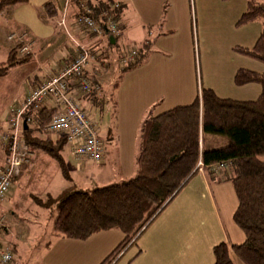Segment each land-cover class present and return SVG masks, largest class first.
Segmentation results:
<instances>
[{
	"label": "crops",
	"instance_id": "crops-1",
	"mask_svg": "<svg viewBox=\"0 0 264 264\" xmlns=\"http://www.w3.org/2000/svg\"><path fill=\"white\" fill-rule=\"evenodd\" d=\"M116 1L121 4L117 36L95 39L85 34L81 37L73 29V20L80 12V6L86 9L89 4L96 6L103 3L108 8ZM254 1L264 4V0ZM46 4L54 8V15L45 11ZM246 4L247 0H27L0 12V21L9 27L6 42L0 39V52L4 57L0 62L6 59L9 50L16 44L21 45L19 54H23L20 49L26 45L31 55L27 62L11 67L0 78L4 80L14 75V71L18 73L17 80L11 83L12 98L0 109V137L8 131L9 109L18 107L28 93L73 56L72 42L58 25L64 15L68 30L91 50L93 58L86 72L100 84V90V75L92 68V61L104 62L108 49L106 43H110L109 46L123 43L137 49L148 44L144 59L128 70V88L117 99H111L118 115L116 141L107 136L103 159L98 162L99 175L96 176L113 180L106 171L107 167L115 166L112 159L124 167L119 171L117 166L121 177L132 174L135 172L137 134L149 111L160 113L188 104L194 98L197 77L191 62L195 66L196 51L212 54L221 49L225 56H229L224 64H214L209 68L208 71L214 74L220 73L217 79L208 74L210 79L204 75L201 80L219 97L252 100L259 95V84L236 86L233 82V76L240 68L264 71V65L234 50L235 46L251 48L264 28V19L237 24ZM13 33H25L23 41L8 39ZM114 87L117 89L118 85ZM77 98L88 105L97 97L77 94ZM89 107L93 110V106ZM36 110H29L28 116L33 118ZM41 121L44 119L41 118ZM34 124L32 132L36 137H42L35 121ZM55 137L58 135L50 137L54 144ZM206 141V146L212 148L227 143L226 138L214 135H209ZM127 151L129 153H125ZM34 152L35 157L28 165H23L11 192L0 202V215L4 216L0 225V247L11 250L12 258L8 264H99L113 249H109L106 242L113 229L95 233L85 240L63 239L53 235L51 230V241L42 242L39 214L35 208L21 206L24 195L30 201L34 196L56 195L70 185L53 194L51 188L57 176L53 172L51 174V166L55 164L47 154H41L36 149ZM4 159L5 150L0 139V168ZM86 162L85 165L88 164ZM230 173L229 166L225 165L219 174L209 176L205 171L194 174L137 238L136 249L128 263L213 264L214 245L222 241L228 245L241 243L244 235L232 219L237 199L229 179ZM27 184L32 185L33 191L23 194L21 190Z\"/></svg>",
	"mask_w": 264,
	"mask_h": 264
},
{
	"label": "trees",
	"instance_id": "trees-1",
	"mask_svg": "<svg viewBox=\"0 0 264 264\" xmlns=\"http://www.w3.org/2000/svg\"><path fill=\"white\" fill-rule=\"evenodd\" d=\"M26 1L0 0V12ZM87 7L80 6L78 15L89 11L90 16L98 19V14L106 9L103 3ZM45 10L54 15L50 4L45 5ZM256 19H264V4L247 0L237 24ZM20 46L11 47L6 59L0 62V76L30 59L29 53L19 54ZM148 48V44L140 46L134 61L121 70L138 65ZM234 50L264 64V28L251 48L235 46ZM233 82L236 86L257 83L260 93L252 100H235L219 97L212 89L202 86L188 104L160 113L149 111L139 127L132 178L90 190L75 189L70 184L56 195L32 197L36 205L49 210L52 234L63 239L85 240L95 233L119 229L123 238L99 262L115 264L121 253L198 172L200 159L203 171L209 176L213 175L210 166H229V179L237 199L232 219L244 235L241 243L228 245L222 241L214 245L213 264H264V71L240 68ZM51 114L52 111L45 109L33 113L31 119L37 123L38 131L41 132ZM30 131L26 124L22 134L28 145L55 160L62 176L70 181L61 154L64 140L48 147L44 139L30 136ZM205 135L224 137L227 143L216 148L204 146Z\"/></svg>",
	"mask_w": 264,
	"mask_h": 264
},
{
	"label": "built area",
	"instance_id": "built-area-1",
	"mask_svg": "<svg viewBox=\"0 0 264 264\" xmlns=\"http://www.w3.org/2000/svg\"><path fill=\"white\" fill-rule=\"evenodd\" d=\"M121 4L112 2L98 19L86 13L76 15L73 20V29L79 36L90 35L95 39L114 37L119 34L118 12ZM104 17V19H103ZM58 25L62 27L72 42L73 56L61 66L54 74L47 76L42 83L24 98L18 107L9 109L7 113L8 131L1 135V143L5 150V159L0 168V202L11 192L16 177L19 175L32 151L21 137L23 122L28 124L31 117L26 113L32 109H45L52 111L45 128L49 132L59 133L64 137V147L68 148L74 160H89L94 163L101 162L104 156L102 139L99 137L100 129L92 119V109L85 108L77 98V94L91 96L100 91V84L92 80L86 70L93 58L88 45L72 35L68 30L63 15ZM25 33L10 34L8 39L16 38L19 42L24 39ZM20 51L28 53V47L22 46ZM137 48L131 47L118 58L121 67L134 61ZM198 172H203V164L197 162ZM225 164L210 166L213 174H219ZM4 216L0 215V225ZM12 253L9 248L0 247V264H8Z\"/></svg>",
	"mask_w": 264,
	"mask_h": 264
},
{
	"label": "rangeland",
	"instance_id": "rangeland-1",
	"mask_svg": "<svg viewBox=\"0 0 264 264\" xmlns=\"http://www.w3.org/2000/svg\"><path fill=\"white\" fill-rule=\"evenodd\" d=\"M8 30H9L8 25H6L3 21H0V39L2 40V42H6L5 36H6V32ZM8 42L10 43L12 41H8ZM3 44H5V43H3ZM11 44H14V43H11ZM106 46H108V49L106 51V56H105L104 62L99 63L97 61H92V68L95 69L96 73H98L100 75L99 79L101 80V87L102 88L97 93L98 95L94 94V97H97V98L92 104H88V105L85 103L82 104L85 108H88L89 106H93L92 119H93V121H95V123L98 125V127L100 129L99 137L102 139L103 143H107V141H108L107 136H109L110 138H113L115 140L114 136L116 134L118 115H117L116 109H114V107H113V103L111 102V99L112 98L117 99L118 96L120 94H122L123 90H125V88L126 89L128 88L126 86H127L128 81L130 79L128 70H124V71L121 70V66L118 63V57L120 55H122V53H124V51H127L128 49H130L132 47L130 45L129 46L124 45L123 43H116L115 45H111V46L106 45ZM195 55H196L195 66L191 62V66L193 67L194 72H196V77H197V80L195 79V85L193 88L194 96L197 94L198 90L202 86L205 87L203 85V83H201V80L203 79L204 75L206 77H208V74H209V75H211L210 77L212 79L218 78V74H220V73L214 74V73L208 71L209 68L214 64L218 65V66L224 64L226 62V60H225L226 57H229V56H225V53L221 49H217L216 52H213L212 54H207V52H205V51L201 52V50H200V52L196 51ZM1 59H4V57H3L2 53L0 52V60ZM256 62H259V61L256 60ZM259 63L264 65L261 62H259ZM14 72H15V73H13L14 75H12L11 77H8L7 79H4V80L0 79V109L4 105H7V102L12 98L11 91H13V87L11 86V83L13 81L17 80V78H18V76L16 77V75H18L17 71H14ZM2 76H4V75H2ZM0 78H2V77L0 76ZM208 79H210V78L208 77ZM7 80H8V82H7ZM213 83H215V82H213ZM217 84H220V83H217ZM221 84L223 86H225L224 83H221ZM115 85H118V88L120 86V88L119 89L117 88L118 90L114 89ZM48 121H46V123ZM46 123L42 127V130L40 132L42 134V137H40V138H44V140H45L44 143L46 145H48V147H53L56 144H54L51 141V138H50L51 136L58 135L57 138L55 137L56 143L58 141L64 140V137L59 133L47 131L45 128ZM27 125L28 126L30 125L29 127H30L31 131H30L29 135L35 136L34 133L32 132V130H35L32 127V126H35L34 121L31 119V122H29ZM208 136L209 135L204 136L205 146H206V143L208 141V140L206 141V138H208ZM21 137L27 143V140L24 138L22 133H21ZM115 144H116V142H115ZM207 147H208V145H207ZM112 148L113 147H111V149ZM128 149H130L129 146H128ZM30 150L32 151V155H31L29 161L25 165H28L30 163V161L35 157V152H34L33 147H30ZM39 153L44 154V152H42V151H39ZM115 153H116V151L113 152V154H115ZM125 153H129V152L127 151ZM62 155L66 159V160L64 159V161H65L67 171L69 173L71 180L68 181L63 177L65 179L64 180L61 177L62 174H61V170H60L58 164L56 163L55 160H53L48 155V157L51 158L53 164H55V165L51 166V174L53 172L57 176L55 179L54 187L51 188L52 189L51 192L53 194L58 193L60 189H62L64 186L69 185V184H73L75 189H89L90 190V189H94L95 187H101L104 185H109V183H112V182L120 183L122 181H126V180L132 178L135 175V172L133 171L132 174H128V176H122L121 177L117 171H118V168H119V171H120V168H122V170H124V167L120 166L116 161H114V159H112L115 166L113 165V166L107 167L106 171L108 172L110 179H113V180L110 181V180H106L104 178H98L96 176V174L99 175V173L97 172L98 163H90V162H86L83 160H74V159H72L70 152H69L68 148H66V147L63 148ZM80 162H82V163H80ZM84 162H86L88 164L85 165ZM117 166H118V168H117ZM104 174H107V173H104ZM53 178H55V177H53ZM21 191L23 194L26 192H29V191L31 192V191H33V187L31 184H27L26 186H24L22 188ZM38 195H40V194H38ZM21 206H24L25 208H27L29 206V208H32V209L35 208L36 213L39 214L38 220L40 221L41 232L43 235L42 242H45L47 240H49V242H50L51 241L50 240L51 239L50 232L52 229H51V218L49 215V210L42 209V208L38 207L32 199L30 201H28V199L25 197V195H24V199H23ZM111 232L112 233H109L111 235H108L109 237H106V242L108 244V247H110L109 249L114 248L120 242V240L123 238V234L121 233V231L119 229H113V231H111ZM135 249H136V247H135V242H134L133 244L129 245L121 253L119 259L115 262V264H129L128 260L133 256ZM43 257H44V255H43Z\"/></svg>",
	"mask_w": 264,
	"mask_h": 264
},
{
	"label": "water",
	"instance_id": "water-1",
	"mask_svg": "<svg viewBox=\"0 0 264 264\" xmlns=\"http://www.w3.org/2000/svg\"><path fill=\"white\" fill-rule=\"evenodd\" d=\"M110 39H112V37H109ZM23 128H26V122H23Z\"/></svg>",
	"mask_w": 264,
	"mask_h": 264
}]
</instances>
